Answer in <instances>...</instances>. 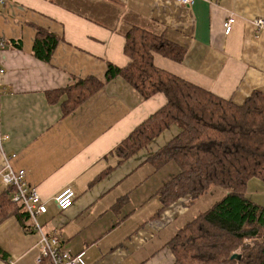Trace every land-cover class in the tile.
Masks as SVG:
<instances>
[{
	"label": "crops",
	"instance_id": "obj_1",
	"mask_svg": "<svg viewBox=\"0 0 264 264\" xmlns=\"http://www.w3.org/2000/svg\"><path fill=\"white\" fill-rule=\"evenodd\" d=\"M257 18L264 19V0H194L190 6L180 0H0V172L15 156L14 167L26 170L47 205L37 221L67 251L83 253L86 264H172L166 244L174 235L160 240V234L194 201L184 197L159 211V188L177 165L155 169L147 156L172 139L177 126L125 161L113 152L165 103L162 93L144 99L116 77L69 113L66 95L50 102L48 93L72 78L104 80L108 62L128 64L124 29L138 24L187 48L179 62L156 53L157 66L242 103L253 91L264 92V28L256 36ZM40 29L62 38L49 62L33 53ZM66 186L76 199L61 211L55 197ZM25 225L15 216L0 223V264H43L32 220Z\"/></svg>",
	"mask_w": 264,
	"mask_h": 264
},
{
	"label": "trees",
	"instance_id": "obj_2",
	"mask_svg": "<svg viewBox=\"0 0 264 264\" xmlns=\"http://www.w3.org/2000/svg\"><path fill=\"white\" fill-rule=\"evenodd\" d=\"M124 37L128 64L108 62L104 80L72 78L67 87L50 91L49 101L66 95L63 107L69 113L116 77H122L144 99L162 93L165 103L137 125L114 148V154L125 161L177 126L178 133L147 156L155 169L170 162L177 165L176 173L159 188V211L184 197L193 202L217 186L227 192L169 239L166 245L174 254L172 264H264V205L246 195L251 178L264 180V92L253 91L237 103L155 64L156 53L182 61L186 46L138 24L124 29ZM61 39L38 30L34 55L49 62ZM11 191L9 187L0 190V223L15 216L26 228L30 216L11 200ZM234 253L240 259H232ZM0 256H5L1 248ZM43 264L53 263L45 259Z\"/></svg>",
	"mask_w": 264,
	"mask_h": 264
},
{
	"label": "built area",
	"instance_id": "obj_3",
	"mask_svg": "<svg viewBox=\"0 0 264 264\" xmlns=\"http://www.w3.org/2000/svg\"><path fill=\"white\" fill-rule=\"evenodd\" d=\"M183 4L190 6L194 0H180ZM234 16H230L224 22L225 33L229 34L234 23ZM258 36L259 32L264 28V19L257 18L254 20ZM3 43L0 40V53ZM0 54V97L4 93V86L2 85V77L5 73L1 66ZM0 133V141L2 140ZM11 158H7L2 171L0 172V179L4 187L11 188V200L15 203L21 204L25 211L28 212L30 219L33 222L32 228L39 235V256L38 262L42 263L45 259H50L53 264H86L83 253L72 254L67 251L60 239L44 230V227L37 221L38 214L47 212V205L41 199L36 188L31 187L26 180V170L17 169L14 167ZM76 199L75 191L66 186L58 192L55 197V203L59 210L64 211L73 206Z\"/></svg>",
	"mask_w": 264,
	"mask_h": 264
},
{
	"label": "rangeland",
	"instance_id": "obj_4",
	"mask_svg": "<svg viewBox=\"0 0 264 264\" xmlns=\"http://www.w3.org/2000/svg\"><path fill=\"white\" fill-rule=\"evenodd\" d=\"M226 190L222 187H215L214 191L208 192L201 196L199 199L195 200L194 203L190 204V207L186 210V213L178 218L176 224L169 225V227L164 231V233L160 234V240L163 236H166V233H174L177 231V223L182 225L183 223L189 221L201 211L209 208L214 202L220 199L224 194H226ZM246 195L256 203L264 205V181L258 178H251L247 183ZM163 235V236H162Z\"/></svg>",
	"mask_w": 264,
	"mask_h": 264
},
{
	"label": "water",
	"instance_id": "obj_5",
	"mask_svg": "<svg viewBox=\"0 0 264 264\" xmlns=\"http://www.w3.org/2000/svg\"><path fill=\"white\" fill-rule=\"evenodd\" d=\"M232 259H240V254H238V253H234V254L232 255Z\"/></svg>",
	"mask_w": 264,
	"mask_h": 264
}]
</instances>
